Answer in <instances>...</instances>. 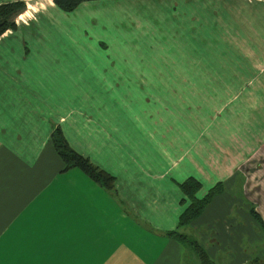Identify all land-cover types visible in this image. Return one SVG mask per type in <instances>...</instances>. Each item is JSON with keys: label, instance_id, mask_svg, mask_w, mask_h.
<instances>
[{"label": "crops", "instance_id": "1", "mask_svg": "<svg viewBox=\"0 0 264 264\" xmlns=\"http://www.w3.org/2000/svg\"><path fill=\"white\" fill-rule=\"evenodd\" d=\"M49 4L0 38V264H198L168 236L189 178L199 198L224 192L181 232L215 262L226 248L229 264H249L246 241L263 235L249 203L264 220V0ZM77 18L80 35L99 27V49L134 44L116 50L119 69L88 63L104 51H74ZM56 128L112 189L65 171Z\"/></svg>", "mask_w": 264, "mask_h": 264}, {"label": "trees", "instance_id": "2", "mask_svg": "<svg viewBox=\"0 0 264 264\" xmlns=\"http://www.w3.org/2000/svg\"><path fill=\"white\" fill-rule=\"evenodd\" d=\"M107 0H54L55 6L66 13L75 11L80 5L88 2H98ZM27 10V5L23 1H15L0 5V38L9 30L17 28V18ZM52 143L57 153L65 164V171L78 169L89 176L94 181L107 189H112L114 178L107 172L95 166L88 158L82 156L70 147L60 128H56L52 135ZM202 189V184L195 178H189L181 184V190L190 201L189 207L180 217L178 229L169 232L168 236L176 239L184 246L188 247L199 259V264H216L208 251L199 243V241L189 235L181 232V229L188 228L196 219H198L206 210L212 200L224 192L222 183L209 190V192L199 198L198 193ZM250 215L264 232V220L257 211L255 204L249 203ZM249 264H264L260 258H253Z\"/></svg>", "mask_w": 264, "mask_h": 264}, {"label": "rangeland", "instance_id": "3", "mask_svg": "<svg viewBox=\"0 0 264 264\" xmlns=\"http://www.w3.org/2000/svg\"><path fill=\"white\" fill-rule=\"evenodd\" d=\"M20 1H23V0H20ZM25 1L27 2L28 6L31 5V8H28L27 12L25 11L27 15H25V19L24 20L36 18V13H38L40 11V9L43 10V12H50V9H49V5H50L49 3L50 2H49V0H25ZM25 1H23V2H25ZM35 1H40L39 8L36 7ZM53 2H54V0H53ZM89 3H93V2H89ZM129 6H131V5L129 4ZM109 10L118 11L119 9L114 6V7L110 8ZM31 13H33V14H31ZM74 13L76 14L77 11L74 12ZM86 13L90 14L89 11L86 12ZM18 18H17V20H18ZM24 20H20L19 21L20 25L25 24ZM71 23H73L71 25H72V27H74V31H75V37L76 38H75V40L73 42V46H74V51L76 53H83L84 51H88L89 49L87 50L86 48H90V50L92 52L100 51V52L103 53V51H104L106 53L107 57H105V58L101 57V58H96L97 61H92V60L88 61V63L93 64V65H97L100 68H106V69L116 68V69H119L121 67L120 61H122V60L117 58V57H120V54H118V52L116 50H119L120 47L124 48V49H126V47H132V46L134 47V44H128V45L127 44H123V45L118 44V45H114V44L111 43L110 46L114 49L113 52H111L110 50H104L102 47L99 49V47L96 46V42L97 41H96V37H95V35H99L100 34V30H99L98 26H95V25L87 26V32L89 33V35H85V34L84 35H80L79 34V31H80L79 30V28H80L79 24H81L80 18H77L75 20V22L72 21ZM55 24H56V22H55ZM50 29H55V30H58V32H62V31H60L61 27H54L53 26ZM62 36H68V35H63L62 34ZM68 37H71V36H68ZM87 38L95 39V41H94L95 45L87 43ZM123 40H124V38H123ZM67 45L69 46V49H70V43L69 44H66V42L63 43V47L64 48ZM84 48H85V50H84ZM90 50H89V52H90ZM65 51H69V50L65 49ZM133 57H134V52H133ZM131 63L134 66V61H132V62L129 61L128 64H124V68H130V67H126V66L130 65ZM135 63H137L138 65L141 66V65H145L147 63V60L136 61ZM222 209H223V211L226 212V214L223 215V217H225L227 220H230L233 216H235V213H234L233 209H231L230 211L228 209H224V208H222ZM217 218L220 219L222 217H217ZM214 220H216V219H214ZM256 229H258L260 234L262 233L263 235L262 236L260 235L257 239L253 240L254 241L253 245L252 244H248L249 243L248 240L246 241V244H245V247H246L245 250L247 251L246 254L249 253V249H250L251 260L253 258H255V257L260 258V254L264 253V232L262 231L261 228H259V226L257 225V223H255V220H254L253 223H252V230H256ZM206 246L213 247V245L209 244V243H206ZM190 253H191V251H190ZM229 253H230V251H228L226 248H225V250L220 248L219 251L216 253V264H229L232 261L228 257ZM192 255L197 260V262L199 264L200 262H199L198 257H196L193 252H192ZM260 259L262 261H264L263 257H261ZM186 264H194V262L192 261L191 255H188L187 260H186ZM235 264H239V263H235Z\"/></svg>", "mask_w": 264, "mask_h": 264}, {"label": "clouds", "instance_id": "4", "mask_svg": "<svg viewBox=\"0 0 264 264\" xmlns=\"http://www.w3.org/2000/svg\"><path fill=\"white\" fill-rule=\"evenodd\" d=\"M49 2H51V0H49ZM29 8H31V5H29ZM25 15H27V14H22L19 18H18V23H19V21L20 20H24L25 19ZM26 22V21H25Z\"/></svg>", "mask_w": 264, "mask_h": 264}]
</instances>
